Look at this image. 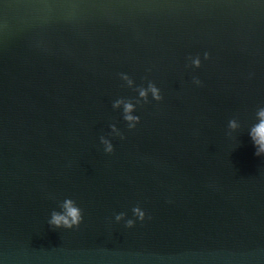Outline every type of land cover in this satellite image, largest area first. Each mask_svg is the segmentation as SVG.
Wrapping results in <instances>:
<instances>
[{
  "label": "water",
  "instance_id": "1",
  "mask_svg": "<svg viewBox=\"0 0 264 264\" xmlns=\"http://www.w3.org/2000/svg\"><path fill=\"white\" fill-rule=\"evenodd\" d=\"M262 107V0H0V264H264Z\"/></svg>",
  "mask_w": 264,
  "mask_h": 264
},
{
  "label": "clouds",
  "instance_id": "2",
  "mask_svg": "<svg viewBox=\"0 0 264 264\" xmlns=\"http://www.w3.org/2000/svg\"><path fill=\"white\" fill-rule=\"evenodd\" d=\"M264 2V0H262ZM209 52H204V59L209 58ZM192 63L199 67L202 63L200 57H195ZM151 71V69H148ZM121 79L126 82L128 88L138 92V98L132 96H118L112 103V107L120 110V119L124 122L125 127L129 130L135 129L141 121V115L139 114L138 107L140 104H147L151 101L163 100V93L161 87L154 81L149 80L146 85H137L136 80L127 72L119 73ZM203 82L197 80V84L201 85ZM259 117L258 122L254 123L249 131V136L252 139L255 155L264 154V107L257 111ZM230 126L237 127L235 120L230 121ZM113 131L119 136L120 139L124 138V134L120 128H117L115 124L112 126ZM102 143L105 145L104 151L112 153L115 149L113 140L109 137H102ZM63 211H53L49 219V223L56 227L72 228L78 226L83 220V211L78 204L71 198H65L63 202ZM133 215L131 218L126 217V213L121 212L116 214L115 220H124L126 226L131 227L136 223V220L143 221L147 215L146 210L141 207L139 203L135 204L132 208Z\"/></svg>",
  "mask_w": 264,
  "mask_h": 264
}]
</instances>
